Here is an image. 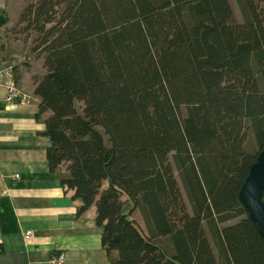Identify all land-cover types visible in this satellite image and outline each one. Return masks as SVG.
<instances>
[{
  "label": "trees",
  "instance_id": "obj_1",
  "mask_svg": "<svg viewBox=\"0 0 264 264\" xmlns=\"http://www.w3.org/2000/svg\"><path fill=\"white\" fill-rule=\"evenodd\" d=\"M236 2L241 20L229 0H28L17 17L46 69L49 168L79 214L95 206L110 264H264L238 199L264 144V0Z\"/></svg>",
  "mask_w": 264,
  "mask_h": 264
},
{
  "label": "crops",
  "instance_id": "obj_2",
  "mask_svg": "<svg viewBox=\"0 0 264 264\" xmlns=\"http://www.w3.org/2000/svg\"><path fill=\"white\" fill-rule=\"evenodd\" d=\"M26 2L0 0V64L13 66L17 86L28 98L0 105V264H50L56 251L64 252L65 264H110L95 206L79 214L81 200L49 168L44 119L50 111L39 114L40 98L34 93L35 80L46 72L43 57L25 59L29 43L1 31L17 20ZM130 218L146 232L137 209ZM28 230L31 235L25 236Z\"/></svg>",
  "mask_w": 264,
  "mask_h": 264
},
{
  "label": "water",
  "instance_id": "obj_3",
  "mask_svg": "<svg viewBox=\"0 0 264 264\" xmlns=\"http://www.w3.org/2000/svg\"><path fill=\"white\" fill-rule=\"evenodd\" d=\"M264 144L250 165L248 175L238 191V199L255 223L259 235L264 240Z\"/></svg>",
  "mask_w": 264,
  "mask_h": 264
},
{
  "label": "rangeland",
  "instance_id": "obj_4",
  "mask_svg": "<svg viewBox=\"0 0 264 264\" xmlns=\"http://www.w3.org/2000/svg\"><path fill=\"white\" fill-rule=\"evenodd\" d=\"M28 1V0H27ZM231 2V6H232V9L235 11V14H236V17L239 18L241 16V12H240V9H239V6L236 2V0H230ZM262 4H260L261 6ZM242 19V18H241ZM2 33L4 35L8 34L10 35L11 37L15 38V39H19L20 41V44H26V43H29V53L27 52L24 56H25V59L28 57H31L32 55H36V54H32L30 52V48L31 46L33 45V39L37 37V34L35 32H27V33H24L22 32L21 28L19 26H17V20L15 21H12L10 22V24L8 26H4L2 29H1ZM25 46V45H24ZM77 106L80 107L81 104L80 102H77ZM246 133H247V138H246V142L244 144L245 146V149L249 152L251 151L252 153H255L257 150H258V145H257V141L254 137V134L248 124L247 126V129H246ZM105 137V143L108 144V140ZM175 174H177L176 170H175ZM136 217H138L137 215H135ZM239 218V217H238ZM238 218H233L225 223H232V222H235L236 220H238ZM223 223V224H225ZM222 224V225H223ZM207 235L211 241V244L213 246V249L215 251V253H217V250H216V245H215V240L213 239L211 233L209 231H207Z\"/></svg>",
  "mask_w": 264,
  "mask_h": 264
},
{
  "label": "built area",
  "instance_id": "obj_5",
  "mask_svg": "<svg viewBox=\"0 0 264 264\" xmlns=\"http://www.w3.org/2000/svg\"><path fill=\"white\" fill-rule=\"evenodd\" d=\"M16 100L27 101L26 95L18 88L14 68L10 64H0V105L7 106ZM26 231L25 236H30ZM50 264H65L63 251H56L50 257Z\"/></svg>",
  "mask_w": 264,
  "mask_h": 264
}]
</instances>
